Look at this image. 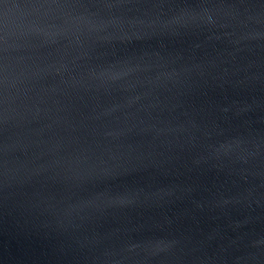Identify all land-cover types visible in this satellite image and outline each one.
Listing matches in <instances>:
<instances>
[{"label":"water","instance_id":"water-1","mask_svg":"<svg viewBox=\"0 0 264 264\" xmlns=\"http://www.w3.org/2000/svg\"><path fill=\"white\" fill-rule=\"evenodd\" d=\"M0 264H264V0H0Z\"/></svg>","mask_w":264,"mask_h":264}]
</instances>
